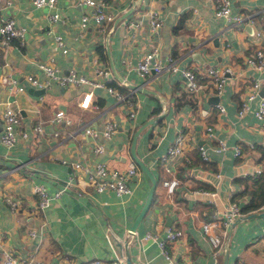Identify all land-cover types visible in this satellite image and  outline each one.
<instances>
[{"label": "crops", "instance_id": "crops-1", "mask_svg": "<svg viewBox=\"0 0 264 264\" xmlns=\"http://www.w3.org/2000/svg\"><path fill=\"white\" fill-rule=\"evenodd\" d=\"M103 1L114 17L101 25L90 19L81 27V14L91 7L78 0H56L53 9L60 17L54 21L48 18V7L35 6L32 0H0V21L11 16L25 28L21 36L0 44V131L5 102L19 113L18 130L27 131L26 136L18 131L9 148L0 138V264L3 248L28 259L29 264H89L96 257L107 264L114 252L122 253L127 264L126 241L132 264H224L225 250L226 264H264V203L251 211L262 215L232 223L217 255L201 228L213 210H221L230 196L244 189V181L236 177L257 166L264 171V129L254 115L257 97L241 117L236 115L247 77L259 79L257 95L264 96V67L255 70L245 64V56L258 44L251 25L245 21L234 24L215 15L209 0ZM230 2L233 11L254 16L264 38V0ZM150 8H155L162 19L153 34L148 26ZM56 34L61 35L62 45L56 42ZM152 46L158 48L163 62L174 53L179 69L141 77L135 63ZM40 62L52 63L60 74L73 69L77 74L101 79L103 84L51 81L45 87L31 85L25 78L27 73L46 77ZM211 64H232L244 75L228 77L218 94L209 83L205 85L204 71ZM182 66H192L201 74L197 91L185 88ZM96 67L108 69L110 79L97 75ZM2 75L15 77L24 89L9 90ZM107 84L135 101L133 119H128L127 107ZM86 92H90L89 102L81 106ZM218 101L223 111L216 105ZM58 108L64 109L66 117L54 122ZM108 118L117 122L111 138H94L83 131L85 126L99 130ZM35 124L41 129L34 130ZM206 124L223 138L226 148L214 150L215 140L203 135ZM177 128L186 133L183 152L162 160ZM95 141L103 144L101 152L94 151ZM198 143L206 148L204 163L197 160ZM235 144L241 147L239 155L233 153ZM134 155L149 167L156 183L133 236L128 227L151 184ZM98 159L120 169L130 161L136 164L138 176L130 195L97 191L87 183L86 172L72 164L80 161L92 169ZM172 177L178 178V184L168 193L163 180ZM35 183L48 190L63 187V191L40 208L32 190ZM207 190H216L214 204L208 203ZM5 196L17 199L16 210L10 209ZM247 197L241 193L234 199L241 206ZM166 225L181 230L167 244L175 262L167 261L155 241L142 237L147 230L164 236ZM29 228L35 234L30 235Z\"/></svg>", "mask_w": 264, "mask_h": 264}, {"label": "built area", "instance_id": "built-area-1", "mask_svg": "<svg viewBox=\"0 0 264 264\" xmlns=\"http://www.w3.org/2000/svg\"><path fill=\"white\" fill-rule=\"evenodd\" d=\"M213 6V12L217 16H224L229 21L234 24H238L241 21H245L252 27V35L258 40L257 47L251 51L250 54L245 56V64L247 67L253 68L255 70H261L264 67V38L263 30L256 25L255 18L250 13L236 12L231 9L230 0H209ZM35 6H45L48 7L50 12L47 14L51 21H54L60 17L57 10L53 9L56 5V0H32ZM79 3L84 6H89L91 9L87 12L81 14L80 26L86 25L87 21L92 19L98 24H104L110 21L114 17V13L111 9L106 7L103 0H78ZM9 3V1L7 2ZM148 14V26L150 33H156L162 24V19L155 8H150L147 11ZM24 27L16 24L15 20L11 16H6L0 21V44H7L13 37L21 36L24 32ZM56 42L62 45L61 35H55ZM158 48L152 46L150 49L145 51L143 55L136 61L135 67L138 74L143 77L150 72L158 73L163 69L176 70L179 69L175 62V57L171 54L166 56V61L163 62L158 56ZM39 66L43 70L46 77L44 79L38 78L36 75L27 73L25 75L26 80L31 85L37 87H45L50 84L51 81H56L59 83H80V82H91L92 84L102 85L103 82L98 78H90L84 74H77L73 69L67 74H60L56 70V67L49 62H40ZM182 75L184 76L185 88L190 92H195L201 86L199 77L201 76L192 66H182L180 68ZM95 72L97 75H103L107 80L110 79L111 74L108 69L102 67H96ZM204 75L207 77L208 83L216 93L222 91L224 82L228 77L240 78L244 74L241 71L234 69L232 64H225L223 66L218 65H208L204 71ZM247 77V76H245ZM244 78V77H243ZM249 82L246 84L245 92L240 99L239 106L237 108L236 115L241 117L243 113L249 108L250 101L257 97V106L254 109V115L261 121V128L264 129V96H258V88L260 85L259 79L255 77H247ZM1 80L9 90H23L24 85L18 83L15 77L9 75H2ZM107 89L111 91L115 98L121 101L127 107L128 119H133L135 117V101H133L127 94L120 91L118 88L111 84H107ZM90 99V92H86L81 101V106H86ZM220 111L224 110V106L221 102H216ZM2 127L0 131L1 142L6 148H9L14 144L17 139L18 131L23 136L27 135V131L18 130L17 126L20 122V117L18 111L12 107L8 102H5L2 110ZM65 111L63 108H58L52 120L58 122L65 118ZM67 121L69 119L67 118ZM34 130H40L41 125L35 124L33 126ZM117 130V122L114 119L108 118L103 122L102 127L98 130L91 126H85L83 131L92 135L96 138L100 135L104 139H109ZM204 137L215 140L214 150L220 151L227 147V143L223 138L216 136L212 125H204L203 130ZM186 143V133L183 128H177L174 138L170 145L167 147L165 154L161 157L162 160H167L172 158L174 155L183 152ZM252 146V145H250ZM197 148L202 157L206 158V148L202 143L197 144ZM93 149L95 152H101L103 150V144L101 142H94ZM242 150L240 145L235 144L233 146L234 155L241 154ZM73 166L75 169H81L87 174V183L92 185L97 191H113L117 196L130 195L133 191L132 184L137 179L138 171L137 166L133 161L128 163V166L120 169L117 167L110 166L105 160L98 159L94 162L92 169L87 165H84L80 161H73ZM262 171L261 167H255L250 173L255 176ZM163 184L168 193H173L176 185L178 184V178L172 177L169 179H164ZM32 190L37 195V205L40 208L47 206L50 201L56 198L62 191L63 187H59L54 190H48L43 184L35 183L32 185ZM195 191H198L195 189ZM210 197L208 198L209 204H214L215 199L213 197L216 194V190L206 191ZM5 201L9 204L12 211L16 210L18 207V201L10 196H5ZM240 204L238 200L232 199L231 196L229 201L221 210H213L211 217L205 219L201 228L204 236L207 238L211 251L214 255L219 254L224 246L223 236L226 235L232 225L233 220L241 215ZM30 235L35 234V230L32 228L28 229ZM134 236L136 231H131ZM181 234V230L173 225L165 226V235L159 236L157 232L145 231L142 234L144 239H151L155 241L160 247L161 253L169 262H175L170 254L169 248L167 246L168 242L174 241ZM3 260L2 264H29V260L22 257H16L11 253L9 249H2ZM89 264H103V259L96 257L88 262ZM107 264H124L123 254L120 252H114L113 255L107 260Z\"/></svg>", "mask_w": 264, "mask_h": 264}, {"label": "trees", "instance_id": "trees-1", "mask_svg": "<svg viewBox=\"0 0 264 264\" xmlns=\"http://www.w3.org/2000/svg\"><path fill=\"white\" fill-rule=\"evenodd\" d=\"M174 56V53H173ZM190 92V91H189ZM264 154V146L261 147ZM199 152V150H198ZM200 159L201 162H205L202 156L198 153L197 160ZM244 181V189L233 194V198H238L239 195L248 194L247 199L242 200L240 206L241 213H248L251 211L259 210V207L264 203V171L258 175H251L250 173L244 174L242 177H236Z\"/></svg>", "mask_w": 264, "mask_h": 264}, {"label": "water", "instance_id": "water-1", "mask_svg": "<svg viewBox=\"0 0 264 264\" xmlns=\"http://www.w3.org/2000/svg\"><path fill=\"white\" fill-rule=\"evenodd\" d=\"M136 1H139V0H136ZM131 86H136V85H131ZM135 156V155H134ZM137 162L140 164V166L142 167V169L149 175L150 177V180H151V184L148 188V192H147V195L145 197V200L142 204V206L140 207L133 223L128 227V231L131 233V231L135 230V227H136V224L138 222V220L141 218V216L144 214L145 210L148 208L151 200H152V196H153V190H154V186H155V183H156V178L155 176L153 175L152 171L149 169V167L137 156L134 157ZM264 212V211H263ZM263 212H251V213H248V214H244V215H239L237 216L234 220H233V224L240 220L241 218H247V217H251V216H255V215H262ZM127 244L128 242L126 241V249H125V252H126V261H127V264H132L131 262V259H130V255L127 251ZM226 250H225V259H224V264H226L227 262V258H226Z\"/></svg>", "mask_w": 264, "mask_h": 264}]
</instances>
